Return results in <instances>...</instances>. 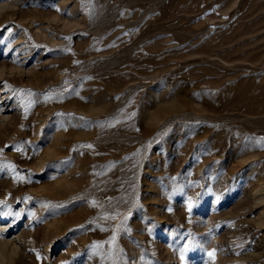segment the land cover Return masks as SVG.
<instances>
[{"label":"rangeland","instance_id":"374dc122","mask_svg":"<svg viewBox=\"0 0 264 264\" xmlns=\"http://www.w3.org/2000/svg\"><path fill=\"white\" fill-rule=\"evenodd\" d=\"M0 264H264V0H0Z\"/></svg>","mask_w":264,"mask_h":264},{"label":"snow or ice","instance_id":"6c2138e0","mask_svg":"<svg viewBox=\"0 0 264 264\" xmlns=\"http://www.w3.org/2000/svg\"><path fill=\"white\" fill-rule=\"evenodd\" d=\"M26 110H27V109H26ZM189 207H191L190 204H189ZM169 211H171V209H169ZM214 251H215V250H210V251H209V255H210V256H213V259H214V255H213ZM38 258H39V256H38Z\"/></svg>","mask_w":264,"mask_h":264}]
</instances>
